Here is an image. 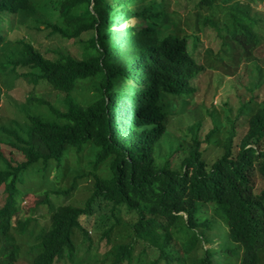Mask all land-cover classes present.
Instances as JSON below:
<instances>
[{
	"label": "trees",
	"instance_id": "16d2710c",
	"mask_svg": "<svg viewBox=\"0 0 264 264\" xmlns=\"http://www.w3.org/2000/svg\"><path fill=\"white\" fill-rule=\"evenodd\" d=\"M175 1L0 0V49L4 24L13 30L27 15L38 16L33 32L57 43L34 46L26 35L9 72L26 69L16 77L64 98L60 111L31 97L36 108L25 127H7L22 160L0 154V240L20 254L1 255L0 264H74V233L88 238L82 223L103 203L111 223L102 224L101 238L109 245L119 215L131 217L104 255L108 264H264V72L237 78L219 102L222 129L213 124L201 136L202 119L192 112L190 143L167 145L166 137L174 113L181 120L199 92L201 75L219 68L230 77L242 60H264V15L253 11L255 0H181L184 15ZM206 28L223 54L215 60L207 52L199 63L197 32ZM84 87L89 95L81 104L71 94ZM209 146L219 151L213 162ZM70 155L76 167L68 174ZM31 168L38 178L53 169L71 180L18 202L16 179ZM81 182L90 189L77 205L71 200ZM21 208H28L23 219Z\"/></svg>",
	"mask_w": 264,
	"mask_h": 264
},
{
	"label": "rangeland",
	"instance_id": "374dc122",
	"mask_svg": "<svg viewBox=\"0 0 264 264\" xmlns=\"http://www.w3.org/2000/svg\"><path fill=\"white\" fill-rule=\"evenodd\" d=\"M173 7L181 15H184L186 12L181 0L175 1ZM252 9L256 13L264 15V0H255ZM38 14L40 15V13ZM49 16L52 18V14ZM33 18L37 19L38 16L34 15L31 17L27 15L18 17L16 21H22V25L17 24L16 28L13 30H8L9 25L4 24L5 34L3 36V44H1L2 48L0 49V154L7 159L15 158L16 161L22 160V157L20 156V153L15 152V150L10 147V141L14 140L9 134H7L6 130H8L7 127L9 126H12L16 131H19L18 126L25 127L27 124L26 113H35L36 107L31 104L33 103L31 97L40 102L46 101L60 111L64 110L62 100L64 98L57 95L52 90L51 92L48 86L41 83L37 86H32V84L24 78H20V76L16 77V75L23 73L24 71L27 72L26 69L22 70L17 68L14 74L9 72L12 68L11 65L7 66V62L16 59L19 49V41L26 35L34 46H37L35 42L40 44V46L57 45V43L53 41L54 37L48 38L46 32L37 33L36 31H32ZM43 18L45 19V17ZM42 28L43 27L41 26V29ZM186 31L188 32L189 30ZM197 36L199 42L196 51V58L199 63H202L205 60L204 57L207 52H211V56L215 60L222 56L223 53L220 40L212 29L206 28L200 30L197 32ZM63 48L72 52L74 50V45L69 42H64ZM223 64L232 67V64L229 62H224ZM245 65L246 69H244ZM256 70L264 72L263 58L258 59V61L253 59L247 61L242 60L240 66H238L237 73L234 76H225L221 73L219 68L216 70L211 69L201 75L199 79L195 81L197 82V87L200 86L199 92L194 95L192 99L189 100V104L184 107V117L179 120L177 115H180L181 113H174L175 117H173L171 121L169 133L166 136L168 141L167 145L170 144V142L173 145L180 142H184L185 145L190 143L191 136L187 131V127L192 123V118L190 117L192 112H196L198 117L202 119V126L199 129L201 136L207 134L213 127V124L221 129L226 126L225 110L220 106L219 102L224 101L227 96L231 94L237 78L244 82L247 80L246 75L248 77L251 73H255ZM86 88L87 87H84L74 91L71 96L83 104L89 95V92L87 91L88 89ZM176 105L177 107L175 108V111L182 108L184 104L180 102ZM207 111L211 112L212 118L206 115ZM161 148L162 152H165L166 148L163 145H161ZM208 150L209 158L207 160L209 161L211 159V162H213L219 151H217V148L214 146H209ZM88 161V155L84 152L81 166L86 172L90 171V166L87 167L86 165L84 167ZM68 166V174H71V170L76 167L73 155H70L68 158ZM31 170L32 168L26 171L22 177H17L16 179L18 192L15 196V200L18 202L25 194L34 195L33 198L36 199L37 197H40L42 192L53 190L57 186H66L71 180V177L66 173L64 176L57 178V170L55 171L51 169L45 178H38ZM89 189L90 184L88 182L79 183L76 192L72 196L73 199L71 202L77 205L84 202L88 197ZM109 209L110 207L104 203L94 206L93 216L90 217L88 221L82 223L84 230L88 232V238H86L80 231L74 233L73 241L76 245L74 264H108L105 262L104 255L109 251L112 244L119 242L122 235L119 234L118 231L122 230L123 232H127L128 225L131 222V217L128 213L122 212L119 215V221L121 224L119 228L111 234L110 241L112 244L109 245L107 241L101 238L102 231L105 228L102 227V224L107 222L111 223L110 221L105 220L110 213ZM27 210L21 208L18 215L19 219H23L29 215ZM5 245V240H0V256L2 255L5 260L18 258L20 253L12 254L9 249L5 250ZM137 249H139L138 246ZM145 250L147 255L154 257V249L146 246ZM31 256L32 253L27 251L26 259L31 260Z\"/></svg>",
	"mask_w": 264,
	"mask_h": 264
}]
</instances>
